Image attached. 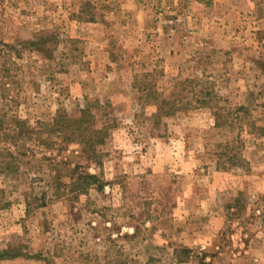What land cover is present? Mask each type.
I'll return each mask as SVG.
<instances>
[{"label":"rangeland","instance_id":"374dc122","mask_svg":"<svg viewBox=\"0 0 264 264\" xmlns=\"http://www.w3.org/2000/svg\"><path fill=\"white\" fill-rule=\"evenodd\" d=\"M186 80L191 105L155 128L154 94ZM86 104L118 121L101 170L76 145L20 151L0 176V250L20 257L0 264H264V0H0V116ZM77 167L103 189H59Z\"/></svg>","mask_w":264,"mask_h":264},{"label":"trees","instance_id":"16d2710c","mask_svg":"<svg viewBox=\"0 0 264 264\" xmlns=\"http://www.w3.org/2000/svg\"><path fill=\"white\" fill-rule=\"evenodd\" d=\"M49 42L43 40L41 44L31 43V46L37 52L49 58L50 50L45 48ZM186 83L193 85L192 81L187 80L179 83L168 99L154 94L156 96L154 99L155 106H157V115L153 119L155 128L159 125L164 127V124H162L164 119H169L185 112L191 105V102L184 103V98L181 96V88L183 87L185 90L184 85ZM199 94L194 96V99H196L195 103L203 107L211 106V102L201 100V97L208 98L210 94L205 92H200ZM96 102L97 104L99 103L98 105L102 104L100 101ZM217 115L215 114L216 127H220V121L223 117ZM117 122L116 118L106 119L105 114H100V116L94 114L87 104L85 108L80 110L78 117H71L65 113L58 112L52 122L39 123L36 127L18 118L13 117L8 119L7 117L0 116V176L12 179L15 176L17 177L20 171L21 159L24 157L20 151H31V145L57 152L65 151L70 145H76L79 147L81 155L90 164L101 170L104 157L101 150L110 138L111 132L118 128ZM155 136L163 138L166 134L159 133ZM237 157L235 154L230 156L229 160L234 162ZM78 168L72 170L70 184H59V189L69 188L71 194H87L92 189H97L98 191L103 189V181L100 175L78 172ZM57 182L61 183L60 178H57ZM240 201L239 198L234 200L229 209H233L234 211L242 209ZM10 248L0 250V261L20 257V253L11 251ZM201 264L206 263L203 262Z\"/></svg>","mask_w":264,"mask_h":264}]
</instances>
